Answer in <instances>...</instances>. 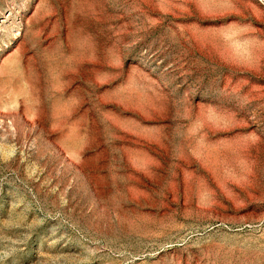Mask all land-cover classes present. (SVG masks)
I'll return each instance as SVG.
<instances>
[{"label":"rangeland","instance_id":"rangeland-1","mask_svg":"<svg viewBox=\"0 0 264 264\" xmlns=\"http://www.w3.org/2000/svg\"><path fill=\"white\" fill-rule=\"evenodd\" d=\"M0 264H264L262 0H0Z\"/></svg>","mask_w":264,"mask_h":264},{"label":"built area","instance_id":"built-area-1","mask_svg":"<svg viewBox=\"0 0 264 264\" xmlns=\"http://www.w3.org/2000/svg\"><path fill=\"white\" fill-rule=\"evenodd\" d=\"M263 1V4H264V0H262Z\"/></svg>","mask_w":264,"mask_h":264}]
</instances>
